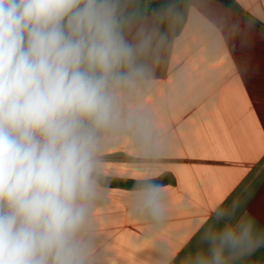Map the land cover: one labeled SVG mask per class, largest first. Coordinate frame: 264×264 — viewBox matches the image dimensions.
<instances>
[{"label": "crops", "instance_id": "crops-1", "mask_svg": "<svg viewBox=\"0 0 264 264\" xmlns=\"http://www.w3.org/2000/svg\"><path fill=\"white\" fill-rule=\"evenodd\" d=\"M154 1L119 0L127 38L148 40L147 77L121 98L146 125L102 138L92 264H184L218 203L264 231V30L246 19L264 25V0H180L176 16ZM147 185L166 203L161 223L138 210ZM233 264H264V247Z\"/></svg>", "mask_w": 264, "mask_h": 264}, {"label": "clouds", "instance_id": "clouds-1", "mask_svg": "<svg viewBox=\"0 0 264 264\" xmlns=\"http://www.w3.org/2000/svg\"><path fill=\"white\" fill-rule=\"evenodd\" d=\"M147 48L125 35L119 0H0V264H92L101 141L146 125L121 98L146 79ZM137 207L166 217L156 186ZM236 207L215 206L184 264H233L264 247Z\"/></svg>", "mask_w": 264, "mask_h": 264}, {"label": "trees", "instance_id": "trees-1", "mask_svg": "<svg viewBox=\"0 0 264 264\" xmlns=\"http://www.w3.org/2000/svg\"><path fill=\"white\" fill-rule=\"evenodd\" d=\"M179 1L180 0H157V1L151 2L149 4L150 11L153 14H162V13L166 12L167 10H169L172 6H174L173 16H176L178 14V10H179V6H178ZM231 8L234 9L235 11H237L238 13L243 14V11L239 6L232 4ZM122 18L124 20V23L128 20V18L123 13H122ZM246 19L248 21L258 25L262 30H264V25L259 23L253 17L246 16Z\"/></svg>", "mask_w": 264, "mask_h": 264}]
</instances>
